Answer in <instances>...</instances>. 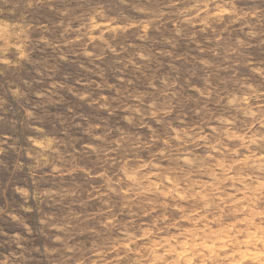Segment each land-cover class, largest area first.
Returning <instances> with one entry per match:
<instances>
[{
    "label": "rangeland",
    "instance_id": "1",
    "mask_svg": "<svg viewBox=\"0 0 264 264\" xmlns=\"http://www.w3.org/2000/svg\"><path fill=\"white\" fill-rule=\"evenodd\" d=\"M0 264H264V0H0Z\"/></svg>",
    "mask_w": 264,
    "mask_h": 264
}]
</instances>
